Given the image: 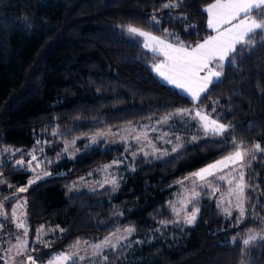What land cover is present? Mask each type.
Masks as SVG:
<instances>
[{"label":"trees","instance_id":"trees-1","mask_svg":"<svg viewBox=\"0 0 264 264\" xmlns=\"http://www.w3.org/2000/svg\"><path fill=\"white\" fill-rule=\"evenodd\" d=\"M165 2L0 0V150L20 151L0 161V192L32 178L15 160H29V153L44 159L50 175L8 201H26L31 241L41 227L55 229L46 240L49 247L36 245L32 251L41 261L70 251L77 240L103 239L117 228L135 226L138 236L147 235L161 220H172L170 186L229 154L232 138L264 148V46L257 43L236 56L235 66L226 62L222 85L194 105L159 80L151 65L160 58L120 27L133 24L161 38L167 29L175 34L167 37L170 42L178 37L193 46L213 35L203 9L214 0H176L177 8H163ZM153 15L159 25L150 23ZM193 106L235 125L234 137L204 139L166 160L140 159L116 192L69 190L124 150L100 142L69 159L62 154L63 142ZM255 157L248 170L249 215L240 222L237 214L227 218L212 192L202 190L197 220L180 233L179 242L154 244L146 248L152 257L134 264H264V241L247 247L232 242L249 230L264 232V154ZM127 252H111L108 263L119 264Z\"/></svg>","mask_w":264,"mask_h":264},{"label":"snow or ice","instance_id":"snow-or-ice-1","mask_svg":"<svg viewBox=\"0 0 264 264\" xmlns=\"http://www.w3.org/2000/svg\"><path fill=\"white\" fill-rule=\"evenodd\" d=\"M179 6L180 3H177L176 0H168V2L163 4V8H177ZM203 11L207 13V27L212 29L215 34L206 36L202 42H197L194 46L185 44L178 37H176L175 43L170 42L167 37L174 36L175 34L169 32L167 29H162L165 37L161 38L133 24L120 26L121 30L127 34L130 40L138 42L139 46L152 53L163 56V60L154 62L151 65L152 70H154L158 78H162L167 84L175 86L184 92L189 101L194 105L202 103V97L203 99H208L214 86L222 85L225 62L229 66H235L234 60L236 56L251 51L257 43L264 46V0H214ZM184 19L186 20V17ZM150 23L152 25H159L160 21L153 15ZM215 110L214 103L211 111L215 112ZM173 117H188L193 121H197L200 131L205 136L218 138L225 136L234 137L235 125L222 123L218 119L212 118L202 107L193 106L192 108L174 109L168 113L162 122H167ZM53 135H56V133H53ZM135 139L139 140L140 137L137 136ZM177 139L179 140V137ZM192 140H196V137L193 136ZM91 142L96 143L95 137L91 138ZM168 143H171V141H168ZM181 147L183 145H177L173 147L172 151L177 152ZM231 147L233 150L229 154L193 173V176L199 181L204 182L203 187L211 188L213 181L208 180L209 177L226 181L228 185L232 186L233 179H229L223 173L225 169L229 170V174L235 172L236 176L239 177V182L230 188L227 197H235L234 204L231 199H228V203L235 209L237 221L240 222L246 215H249L246 211L243 198V168L245 167V158L247 157L249 160L255 159V153L264 154V148L259 143L249 146L244 141H238L235 138L231 139ZM64 151L67 152V148ZM155 151H159V149H155ZM29 155L30 159L27 162L23 159H17L13 163L24 169L31 168V171L35 173L36 168L39 167V162H37L35 167H32V162L36 161L37 157L33 153H29ZM144 155H148V153H144ZM133 156H135V153H133ZM116 163L118 162L113 161V164ZM48 175L50 173L46 172L45 176ZM40 179L42 177L36 175L35 179L28 181L29 186ZM108 183L113 185V189L118 186V181L115 178L108 181ZM178 183L182 184L183 181H179ZM26 190V188L20 187L17 189V192H25ZM189 191L190 196H185V199L180 201L182 206L180 210H177L171 201L168 202L176 216L179 217L181 211L184 212L182 221L185 225H193L200 212L199 207H196L200 193L196 191L195 187ZM219 191L218 187L212 189L213 194ZM227 197H222L221 202L217 203L218 208L222 206L223 200L227 199ZM4 199L8 198L5 197ZM188 205H192L191 211H188ZM3 207V204L0 203V209H3ZM22 209V205L13 207L11 213L13 217L12 223H14L15 228L23 230L22 234L26 237L29 230L24 221L16 215L18 210H21V214L23 215ZM223 211L226 215H232V212L227 207L223 208ZM118 215H123V213ZM0 217L8 219V213L0 211ZM169 223L180 224L181 221H160V224L165 228ZM3 228L4 224L0 223V230H3ZM119 231L120 229L117 228L115 232L110 236H106L99 243L89 245L92 249L91 256L99 257L101 264H107L109 259L108 255L103 254L104 250L111 249L115 251L120 242L131 237L136 229L135 226H128L124 229L126 235L121 234L117 236L116 233ZM42 232L43 228L37 230L36 242H42L44 247H49V241H41ZM16 239L17 244L12 245L6 251L11 253L15 249V256L22 257V259L17 261L15 257H10V264H38L39 257L30 254V251H35L36 249L34 247L30 249L27 241L21 239L20 236H16ZM257 240L264 241V232L255 233L249 230V234L241 242L243 245L249 246ZM232 242H237L235 237H233ZM83 243L88 244L87 241ZM136 243H141V241H136ZM80 244L81 241L77 240L74 245H70L69 247L78 248ZM85 258L79 252H59L54 258L49 259L46 264H69V262L76 264L78 260H84Z\"/></svg>","mask_w":264,"mask_h":264},{"label":"rangeland","instance_id":"rangeland-1","mask_svg":"<svg viewBox=\"0 0 264 264\" xmlns=\"http://www.w3.org/2000/svg\"><path fill=\"white\" fill-rule=\"evenodd\" d=\"M176 90L179 92L178 89ZM165 117L159 118L157 120L148 119L137 123L127 124L120 128L97 131L89 135L78 136L63 142L62 154H64V156H66L69 159L75 157L82 151L100 142H105L107 146H120L124 150V155L114 160L117 161L118 163L113 164V162H111L109 164L103 165L93 174L73 183L70 186L69 190L71 192L82 191V190L100 192L105 189H109L116 192L124 177L136 171V162L138 160L140 159L166 160L178 155L181 149L184 148L185 146L196 145L199 142L203 141L204 139H221L218 137H210L203 135L199 129L198 122L193 121L188 117H173L171 120H168L167 122H162ZM137 136L140 137L139 140L135 139V137ZM193 136L196 137V140H192ZM92 137H95L96 143L91 142ZM161 137H163V139H161ZM177 137H179V140L177 139ZM168 141H171V143H168ZM177 145H183V147H181L179 151L173 152L172 151L173 147H176ZM65 148H67V152L64 151ZM155 149H159V151H155ZM133 153H135V156H133ZM144 153H148V155H144ZM258 153L259 152L255 154ZM19 154L20 151H17L15 149L3 148L0 150V161L4 158L8 160L14 159ZM20 159L23 158L20 157ZM23 160L25 162L28 161L26 159ZM252 160H249L246 157L244 162L245 167L243 168V172H244L243 198L247 212H248V207H247L248 193L251 190L248 179L249 178L248 170L252 168ZM37 162H39V167L36 168L35 173L31 171V168L26 169L32 173L31 180L35 179L36 175H39L43 178L45 177L46 172L50 173V171L44 165V159L40 160L37 158L36 161L32 162V167H35ZM15 166L21 168L19 165H15ZM106 166L109 167L106 168ZM207 166H204L200 169H203ZM200 169L194 171L193 173L198 172ZM193 173L174 182L170 186L171 192L170 195L168 196L167 206L172 214L171 221L180 220L181 221L180 224L169 223L168 226L165 228L159 223L158 225L153 226L151 231L143 237L138 236L134 232L133 235L129 237L127 240L121 241L120 245L115 251L111 249H105L103 254L108 255L109 257V254L111 252L124 251L127 249L128 252L126 253V256L120 260L119 264H134L137 262H143L144 260L151 258L152 256L150 253L146 251V248L157 243H162V244L173 243L175 245L180 240V233L186 228L192 226V225L183 224L182 217L184 215V212L181 211L180 216L179 217L176 216L175 212L171 210V207L168 204L169 201L172 202V204L175 206L177 210H180L182 207L180 201L185 199V196H190L189 190L191 188L195 187L196 191L199 192L201 195L202 190H208L212 192V189L218 187L220 191L216 192L215 194H213L212 192V196L215 198L217 203H220L222 197H227L230 188L233 187L237 182H239V177L236 176L235 172L229 174V170L225 169L223 174L226 175L229 179H233V185L230 186L227 184L226 181H220L218 179L209 177L208 180H211L213 182L211 188H207L202 186L204 182H201L196 177H194ZM113 178H115L118 181V186L115 187V189H113L112 184L108 183V181L112 180ZM179 181H183V183L182 184L178 183ZM27 184L23 186H9L8 193L6 194L0 192V203H2L4 206L3 209H0V211H5L8 213V219H4V217H0V223L4 224L3 230H0V264H10V257H15V260L17 261L22 259V257L15 256V249H13L11 253L6 251V249L10 248L12 245L17 244L16 236H20L21 239L26 240L30 249L32 247L35 248L36 245L43 244L42 242L37 243L36 239H34V241H31L29 237V231L26 237L23 236L22 234L23 230L15 228L14 223H12L13 217L11 213L13 207H15L16 205H22L23 215L21 214V210H18L16 215L24 221L26 227L29 230L28 217L25 209V201L19 200L15 203L8 202L9 200L13 199V197H15V193H17L18 188L20 187L27 188L29 186V184L28 185ZM255 187H257V185H255ZM252 190L254 191V188ZM5 197H7L8 199H4ZM228 199H231L233 204L235 203L234 196L227 197V199L223 200L222 206L219 207V209L223 215H225L227 218H230L233 214H236V211L232 207V205L228 203ZM225 207L230 209V211L232 212L231 216L226 215L224 213L223 208ZM191 210H192V205H188V211ZM41 228H43V232L41 233V241H46L49 239V237L54 235V231H55L54 228H47V227H41ZM157 229H159V231H157ZM253 232L261 233L257 231H253ZM121 234L126 235L124 231H119L116 233L117 236ZM247 235L243 238H246ZM243 238H236V240L237 242L242 243L241 241ZM103 239L87 240L88 244H84L82 242L78 246V248H72L70 251L67 252H79L80 255L86 257L84 260H78L76 263L101 264L99 257L91 256L92 249L89 247V245L94 243H99ZM136 241H141V243H136ZM30 254L36 256L35 254L32 253V251H30ZM55 255H51V257H49L46 260L41 261L39 259L38 264H46V262L49 259L54 258ZM69 264H71V262H69ZM107 264L109 263L107 262Z\"/></svg>","mask_w":264,"mask_h":264},{"label":"crops","instance_id":"crops-1","mask_svg":"<svg viewBox=\"0 0 264 264\" xmlns=\"http://www.w3.org/2000/svg\"><path fill=\"white\" fill-rule=\"evenodd\" d=\"M210 29V28H209ZM211 31H212V33H213V35L215 34L214 33V31L212 30V29H210ZM148 51V50H147ZM150 52V51H149ZM151 54H153V55H155V56H157V57H159L160 59L159 60H163L164 58H163V56L162 55H159V54H156V53H152V52H150ZM158 60V61H159ZM157 61V62H158ZM225 64H226V62H225ZM153 73L157 76V74L154 72V70H153ZM203 75V74H202ZM158 77V76H157ZM159 80L163 83V84H165V85H168V86H171V87H173V88H176L175 86H172V85H170V84H167L166 82H164L163 81V79L162 78H159ZM177 89V88H176ZM179 90V92L182 94V95H184V96H186L185 95V93L184 92H182L180 89H178Z\"/></svg>","mask_w":264,"mask_h":264}]
</instances>
